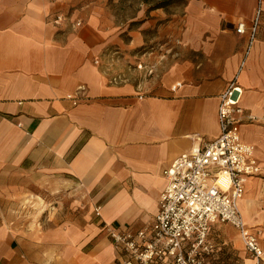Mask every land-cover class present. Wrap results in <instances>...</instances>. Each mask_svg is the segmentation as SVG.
Instances as JSON below:
<instances>
[{"label": "crops", "instance_id": "obj_1", "mask_svg": "<svg viewBox=\"0 0 264 264\" xmlns=\"http://www.w3.org/2000/svg\"><path fill=\"white\" fill-rule=\"evenodd\" d=\"M258 7L254 38L236 33ZM183 10L179 49L134 60L142 35L128 43L95 4L0 0V264H120L105 225L152 222L163 171L218 136L230 85L261 168L238 208L264 230V0H186ZM209 239L205 264H256L233 226L215 222Z\"/></svg>", "mask_w": 264, "mask_h": 264}, {"label": "built area", "instance_id": "obj_2", "mask_svg": "<svg viewBox=\"0 0 264 264\" xmlns=\"http://www.w3.org/2000/svg\"><path fill=\"white\" fill-rule=\"evenodd\" d=\"M260 17L258 7L250 26L241 20L236 33L248 32L252 40ZM63 19L57 14L53 22L59 24ZM236 89L239 92L232 100ZM240 96L241 89L230 85L220 96L218 136L181 153L163 171L166 183L150 224L135 232L105 225L113 246L124 254L120 264H205L214 252L209 232L217 221L238 230L245 249L261 264L264 249L257 231L243 222L238 208L247 178L261 170L253 145L240 137V119L235 116L242 113Z\"/></svg>", "mask_w": 264, "mask_h": 264}, {"label": "rangeland", "instance_id": "obj_3", "mask_svg": "<svg viewBox=\"0 0 264 264\" xmlns=\"http://www.w3.org/2000/svg\"><path fill=\"white\" fill-rule=\"evenodd\" d=\"M185 1H175L165 8L159 9L156 11L157 13H151L148 5L139 2V0H71L73 8L95 4L99 10H104L105 16L122 29L123 39L128 43L132 34L135 31L139 32V35H142V42L138 46L132 47L134 60L135 56H140L143 53L167 60L168 52L171 54V52L179 49L177 35L181 31L183 3ZM254 228L258 238L264 235L262 228L257 226ZM241 242L244 247L242 238ZM244 251L251 256L245 247Z\"/></svg>", "mask_w": 264, "mask_h": 264}, {"label": "trees", "instance_id": "obj_4", "mask_svg": "<svg viewBox=\"0 0 264 264\" xmlns=\"http://www.w3.org/2000/svg\"><path fill=\"white\" fill-rule=\"evenodd\" d=\"M178 1V0H139V2L148 5L149 10L157 8H165L169 4Z\"/></svg>", "mask_w": 264, "mask_h": 264}, {"label": "bare ground", "instance_id": "obj_5", "mask_svg": "<svg viewBox=\"0 0 264 264\" xmlns=\"http://www.w3.org/2000/svg\"><path fill=\"white\" fill-rule=\"evenodd\" d=\"M237 94H238V91L235 90L234 93H233V95L231 96V99H232V100H235ZM239 211H240V209H239ZM240 213H241V211H240ZM242 214H243V213H241V217H242ZM242 220H243V217H242ZM243 222H244V220H243ZM245 222H246V220H245ZM245 222H244V223H245ZM246 223H247V222H246Z\"/></svg>", "mask_w": 264, "mask_h": 264}]
</instances>
